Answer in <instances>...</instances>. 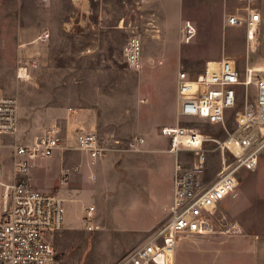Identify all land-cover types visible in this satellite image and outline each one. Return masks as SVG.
<instances>
[{
	"label": "rangeland",
	"instance_id": "obj_1",
	"mask_svg": "<svg viewBox=\"0 0 264 264\" xmlns=\"http://www.w3.org/2000/svg\"><path fill=\"white\" fill-rule=\"evenodd\" d=\"M88 2L89 13L84 19L81 6L70 0H0V38L4 39L0 47V94L17 98L20 114L18 132L6 136L0 148L2 181H10L13 145L30 142L54 124L63 130L60 150L51 158L35 162L28 175L29 182L33 184L34 174L44 192L52 185L51 190L56 193L61 186L57 177L61 167L59 157L67 156L73 161L72 166L63 161L62 167L71 169L67 183L73 178L79 199L69 211L70 223L65 224L52 242L57 264H117L169 219L170 211L164 213L163 210L158 220L157 207L150 203L147 195L139 211L135 200L126 204L119 192L121 187H125V191L132 186L137 188L136 176L142 170L157 169L164 173L175 165L176 156L165 152L169 142L161 135L160 128L190 120L180 117L175 120L170 109L178 86V73L184 71L198 77L207 62L224 57L234 59L242 71L248 62L245 29L228 27L225 22L227 15L243 6L240 0ZM256 5L263 23L251 63L256 55H264V0H257ZM68 17L74 21L66 22ZM187 23L195 28L189 42H186ZM44 31L50 33L49 42L36 41ZM133 35L141 39L144 48V66L140 71L128 69L122 59L123 46ZM148 58L152 60L147 65ZM179 58L184 62L181 68L176 63ZM22 67L27 70H21ZM146 67L148 72L144 74ZM22 71L26 77L21 76ZM145 75L153 78L154 84L148 86L150 95L140 91ZM69 109L76 111V123L87 130L92 126V111L94 114L96 111L99 128L96 123L94 127L104 146L109 145L112 137L122 143V149L106 153L111 159L102 178L94 170L96 162L84 158L83 153L74 148L75 142L68 135ZM197 126L201 132L220 140L235 129L232 115L225 126L202 121ZM137 135L145 139L144 150L123 149L127 140ZM205 149L208 162L203 179L209 183L216 178L221 161L214 144L207 143ZM178 156L184 168L191 167V160L194 161L191 151L184 150ZM263 176L264 153L255 172H241L234 195L214 214L216 224L235 222L231 214L235 219L254 220L259 229L264 227ZM99 184L105 188L100 197L97 195ZM1 194L0 187V198ZM104 200L109 205L104 204ZM89 205L95 207L97 229L94 231L87 230L83 220ZM125 212L127 216L133 212L140 214L138 225L129 223ZM244 230L246 236H254L257 231L249 227ZM50 236L46 234L47 239Z\"/></svg>",
	"mask_w": 264,
	"mask_h": 264
},
{
	"label": "built area",
	"instance_id": "obj_2",
	"mask_svg": "<svg viewBox=\"0 0 264 264\" xmlns=\"http://www.w3.org/2000/svg\"><path fill=\"white\" fill-rule=\"evenodd\" d=\"M81 6V16L89 13L88 0H70ZM244 4L226 16V25L244 28L248 62L242 71L234 59L222 58L206 63L198 77L187 72L177 76L179 116L190 121H202L208 125L225 126L232 115L235 129L220 140L201 132L197 124L188 123L176 127H163L161 134L169 140V151L175 155L174 198L169 219L160 225L146 242L129 250L117 264H174L178 241L183 236L216 234L214 214L222 201L233 196L240 182L242 171L255 172L264 153V55L254 58L262 34V16L257 0H240ZM68 17L66 22L72 23ZM186 42L195 34V28L187 23ZM50 33L44 31L36 41L48 43ZM143 43L133 35L124 44L122 59L133 71L142 70ZM27 70L22 67L21 70ZM253 87V91H251ZM252 95V98L250 97ZM69 113L76 111L69 109ZM76 117L74 120L76 121ZM20 114L17 98L0 94V148L6 136L19 130ZM74 148L85 154L91 162L108 151L122 149L120 140L113 137L104 146L96 131L79 128L74 133ZM63 134L54 124L28 143L16 142L12 147L13 171L10 181H2L0 164V264H57V252L46 234H54L65 228L66 204L57 193L37 190L28 180L36 161L51 158L61 147ZM207 143H212L220 155L221 168L214 181L205 183L208 162ZM145 139L133 136L123 149L141 152ZM191 151L194 164L184 168L179 153ZM71 169L60 171V185L67 184ZM89 231H94L95 207L87 206L83 216ZM233 224L220 233H239Z\"/></svg>",
	"mask_w": 264,
	"mask_h": 264
},
{
	"label": "crops",
	"instance_id": "obj_3",
	"mask_svg": "<svg viewBox=\"0 0 264 264\" xmlns=\"http://www.w3.org/2000/svg\"><path fill=\"white\" fill-rule=\"evenodd\" d=\"M43 33V32H42ZM3 41L4 39L0 38V47H3ZM158 52V51H157ZM142 63L144 66V48H143V56H142ZM152 59L148 58L146 60V64L151 61ZM179 61H176L178 68H181L184 65V62L181 58L178 59ZM209 60V59H207ZM206 60V61H207ZM143 69V67H142ZM145 73L147 74L148 69L145 68ZM146 77H143L142 79V86L143 88L140 90L143 95H150V87L154 84L153 78L150 76L145 75ZM178 76V75H177ZM177 80V78H176ZM178 82V80H177ZM177 89L174 90L172 95V103H171V112L175 120L179 119V101L177 98ZM170 111V110H169ZM70 117H67V125H68V135L73 138L74 140V133L79 128H83L79 126L76 121L78 119L77 113L75 115H72V113H68ZM74 117H76V121L74 120ZM98 117L99 114L92 111L91 114V127L90 130L98 131L96 130V126L94 127L95 123L98 127ZM181 118V117H180ZM188 122L180 123L183 125H186L188 123H194L197 124L198 121H190ZM177 125H163L160 129L163 127H176ZM61 128V127H60ZM62 130V128H61ZM87 130V129H85ZM161 131V130H160ZM63 132V130H62ZM162 135V134H161ZM163 136V135H162ZM164 137V136H163ZM166 138V137H165ZM167 139V138H166ZM168 140V139H167ZM75 142V140H74ZM169 142V140H168ZM75 144V143H74ZM170 148V143H169ZM144 150V149H143ZM116 151V150H115ZM115 151H112L115 153ZM169 155H173L169 149L168 151H165ZM67 155V154H66ZM65 155V156H66ZM113 155V154H111ZM84 158H89L83 154ZM111 159L108 155L103 156L102 158L95 161L94 164V170L100 176L103 177V172L105 171V166L107 165L108 161ZM60 160V169L58 171L57 177L59 178L60 171L63 168L62 163L63 161H67L70 166H72L73 161L68 159L66 156L65 158L59 157ZM195 160V159H194ZM84 161V160H83ZM194 164V161L191 160V167ZM84 165V164H83ZM85 167V166H84ZM191 167H187L191 168ZM153 170V169H152ZM150 172H146L142 170L140 174L136 176V182L138 187H131L130 190L125 191V187H121V191L119 192V196L125 199L126 204L131 200H135L137 202L138 209L140 211L141 206L144 205V195H147L151 202H153V205L157 207V218L159 216V212L164 210V213L167 211L171 212V208L173 205V198H174V177H175V165L169 167L164 173H159L156 170ZM71 177V176H70ZM36 175L32 174V185L34 187H37L36 189L43 191L44 187L36 182ZM71 181L67 184L59 186L58 189H56V193L59 194L64 200L66 204V217H65V224L68 225L71 220H69V211L71 210L72 206L76 205L75 203L79 199L77 197L78 189H76L73 185V178L70 179ZM264 180V176H263ZM54 187L47 186V192H54L55 190H51ZM97 192L98 196L104 195L105 188L100 187V184L97 186ZM46 191V190H45ZM55 193V192H54ZM234 195V194H233ZM232 197V196H231ZM231 197L225 199L220 203L218 207H221L224 202L229 200ZM79 203V202H78ZM104 204L109 205L106 200H104ZM222 209V208H221ZM135 212L132 214H129L127 216V213L125 212L126 218L129 219V223H132L133 225H138L139 223V215H135ZM226 214H229L227 211H225ZM225 216V215H224ZM229 216L235 221V222H220L215 224V228L217 230L216 234L212 235H204V236H183L180 238L177 244V248L175 250L174 254V264H264V227L259 229L254 222V220L250 219H235L231 214ZM236 223V225L239 226L241 231L239 233H220L224 229L230 227ZM248 227L254 231V229H257L255 231L254 236H246V230ZM59 232H56L52 234L48 240L51 242H54V239L56 236H58Z\"/></svg>",
	"mask_w": 264,
	"mask_h": 264
},
{
	"label": "bare ground",
	"instance_id": "obj_4",
	"mask_svg": "<svg viewBox=\"0 0 264 264\" xmlns=\"http://www.w3.org/2000/svg\"><path fill=\"white\" fill-rule=\"evenodd\" d=\"M191 39H192V38H191ZM210 63L212 64L213 62H212V61H210ZM22 75H24V77H26V76H25L26 74H25V72H24V71H22V72H21V76H22ZM21 76H20V77H21Z\"/></svg>",
	"mask_w": 264,
	"mask_h": 264
},
{
	"label": "trees",
	"instance_id": "obj_5",
	"mask_svg": "<svg viewBox=\"0 0 264 264\" xmlns=\"http://www.w3.org/2000/svg\"><path fill=\"white\" fill-rule=\"evenodd\" d=\"M58 259V258H57Z\"/></svg>",
	"mask_w": 264,
	"mask_h": 264
}]
</instances>
